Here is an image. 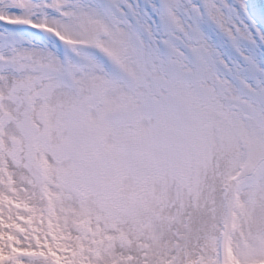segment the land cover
Here are the masks:
<instances>
[{"label":"snow or ice","instance_id":"obj_1","mask_svg":"<svg viewBox=\"0 0 264 264\" xmlns=\"http://www.w3.org/2000/svg\"><path fill=\"white\" fill-rule=\"evenodd\" d=\"M0 264H264L247 0H0Z\"/></svg>","mask_w":264,"mask_h":264},{"label":"bare ground","instance_id":"obj_2","mask_svg":"<svg viewBox=\"0 0 264 264\" xmlns=\"http://www.w3.org/2000/svg\"><path fill=\"white\" fill-rule=\"evenodd\" d=\"M248 2V5H249V11L253 10V8H262L260 11H256V12H264V0H247ZM257 25L262 29L264 30L263 27H261L259 25V23L257 22Z\"/></svg>","mask_w":264,"mask_h":264},{"label":"water","instance_id":"obj_3","mask_svg":"<svg viewBox=\"0 0 264 264\" xmlns=\"http://www.w3.org/2000/svg\"><path fill=\"white\" fill-rule=\"evenodd\" d=\"M254 16L260 23L264 22V12H254Z\"/></svg>","mask_w":264,"mask_h":264},{"label":"rangeland","instance_id":"obj_4","mask_svg":"<svg viewBox=\"0 0 264 264\" xmlns=\"http://www.w3.org/2000/svg\"><path fill=\"white\" fill-rule=\"evenodd\" d=\"M262 8H259V7H257V8H253V10H251V11H249V13H250V15L254 18V12H256V11H260ZM261 27H263L264 28V24H259Z\"/></svg>","mask_w":264,"mask_h":264}]
</instances>
